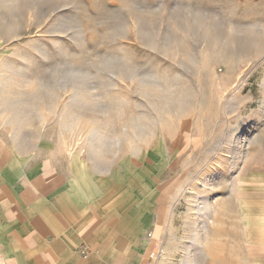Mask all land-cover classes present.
Here are the masks:
<instances>
[{
	"label": "rangeland",
	"instance_id": "obj_1",
	"mask_svg": "<svg viewBox=\"0 0 264 264\" xmlns=\"http://www.w3.org/2000/svg\"><path fill=\"white\" fill-rule=\"evenodd\" d=\"M0 134L148 179L141 264H264V3L0 0Z\"/></svg>",
	"mask_w": 264,
	"mask_h": 264
},
{
	"label": "crops",
	"instance_id": "obj_2",
	"mask_svg": "<svg viewBox=\"0 0 264 264\" xmlns=\"http://www.w3.org/2000/svg\"><path fill=\"white\" fill-rule=\"evenodd\" d=\"M29 153L0 134L4 264H141L162 211L149 214L148 179L137 180L128 167L119 180L102 178L70 164L64 151Z\"/></svg>",
	"mask_w": 264,
	"mask_h": 264
},
{
	"label": "bare ground",
	"instance_id": "obj_3",
	"mask_svg": "<svg viewBox=\"0 0 264 264\" xmlns=\"http://www.w3.org/2000/svg\"><path fill=\"white\" fill-rule=\"evenodd\" d=\"M203 208L205 209V211H206V213H207V207L205 206V202L203 201ZM208 220V219H207ZM207 220H203V226L206 228V230H207V227H206V225H207ZM200 237V233H199V231H198V227L197 226H195V228H194V232H193V241H194V243L196 244V245H199L200 243H201V239L199 238ZM206 237H207V232H206ZM189 251H190V249L188 248V250H187V256H186V258L189 260L190 258H191V255L189 254ZM190 256V257H189Z\"/></svg>",
	"mask_w": 264,
	"mask_h": 264
}]
</instances>
